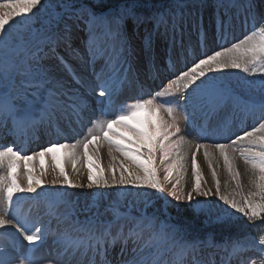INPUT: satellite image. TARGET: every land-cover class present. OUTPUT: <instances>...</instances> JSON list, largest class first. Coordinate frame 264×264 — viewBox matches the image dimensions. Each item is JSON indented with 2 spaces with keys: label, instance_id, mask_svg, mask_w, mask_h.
<instances>
[{
  "label": "snow or ice",
  "instance_id": "obj_1",
  "mask_svg": "<svg viewBox=\"0 0 264 264\" xmlns=\"http://www.w3.org/2000/svg\"><path fill=\"white\" fill-rule=\"evenodd\" d=\"M230 6L236 16L225 21L217 13L203 50L181 45L167 75L148 83L134 67L136 30L144 26L141 52L150 54L161 26L165 34L182 27L179 0L150 15L140 12V0H0V140L11 138L0 143V264H264V228L247 232L238 223L264 225V0ZM241 16L244 31L229 39ZM81 35L82 47L74 46ZM231 72L243 75L234 80ZM141 110L156 122L129 123ZM181 119L196 142L180 135ZM87 124L83 139L70 143L73 125ZM42 130L54 131L56 141L25 154ZM201 150L214 187L201 183ZM189 158L190 188L179 179ZM221 160L230 177L223 185ZM84 188L91 201L81 203L72 190ZM153 196L165 206L186 203L209 222L236 224L238 232L224 245L190 238L166 207L147 210ZM210 248L224 253L219 262Z\"/></svg>",
  "mask_w": 264,
  "mask_h": 264
},
{
  "label": "rangeland",
  "instance_id": "obj_2",
  "mask_svg": "<svg viewBox=\"0 0 264 264\" xmlns=\"http://www.w3.org/2000/svg\"><path fill=\"white\" fill-rule=\"evenodd\" d=\"M210 2H212V1L211 0H206V4L205 5L208 7L209 12L212 13L214 8L210 5ZM193 8L194 7L190 8V9H193ZM210 16H211V20H213V14H211ZM233 35H234V33H233ZM138 60H140V58H138ZM230 75H231V78L235 80L237 76H240V75H243V74L236 73V72H231ZM180 114H182V113H180ZM128 122L136 124L137 126L141 127L138 117H137L136 120H132V121H128ZM116 127H118V126H116ZM180 128H181V133H180L181 136H183L189 142H196L195 132H193L190 129V127L187 125V123L183 124V120L182 119L180 121ZM236 128L237 129L243 128V125L240 124V123H237L236 124ZM121 130H123L124 132H128L126 129L119 128V131H121ZM72 142H75V140L71 141L70 143H72ZM199 142H201V143H209L210 144V143H215V142H225L226 143L227 141L226 140H223V141L204 140V141H199ZM115 154L117 156L120 155L119 153H115ZM101 157H102V163L104 164V166H107V164L109 163V157H108V154H107V148L106 147L101 149ZM197 162H198V164L200 166V170L202 171V175H203V180L201 181V183L203 184L204 181H207L208 186H213L214 187L213 178L211 176V170L208 168V164H207V162L205 161V159L203 157V151L202 150H201L200 153L197 154ZM45 163L46 162L43 159L36 161L37 170H38L40 164H45ZM187 167H188L187 173L185 175L179 177V179H180L182 185H186L188 188H190L192 183H193V180H194V178L192 177V174H191V161H190V158H189V160L187 162ZM238 167H239V170H240V172L242 174V183L247 184V176L244 175L245 169H244V165H243L242 161L238 162ZM68 171H69V175H74L72 173V171H71L70 165L68 166ZM93 171L95 173V169H93ZM217 172H218V178L221 181L222 185L224 184L225 181H230V177L227 174V170L223 167L222 160H221L220 166L217 169ZM160 177H161V179H163V171H162V169L160 171ZM84 182L86 183V178H85ZM72 191L77 195V197L79 198L80 202L83 203L85 200H88L89 202L91 201V196L89 194L92 193V190L84 188V189H74ZM153 197H152V199H153ZM197 199H200V200L203 201L204 198L197 197ZM208 199L211 200V201L217 202L218 205H223V202L222 201H217L215 197H209ZM173 202L176 204L175 201H173ZM185 204L186 203H181L180 207L184 206ZM212 222H215V217H213Z\"/></svg>",
  "mask_w": 264,
  "mask_h": 264
},
{
  "label": "trees",
  "instance_id": "obj_3",
  "mask_svg": "<svg viewBox=\"0 0 264 264\" xmlns=\"http://www.w3.org/2000/svg\"><path fill=\"white\" fill-rule=\"evenodd\" d=\"M112 1L118 2L121 0H102L104 4H109ZM162 1L164 0H155L154 3L157 4L156 7H160V4L162 3ZM172 217L177 220L184 221V222L190 219L192 221H196L197 225L199 224V226L202 228L203 233L201 234L206 235L207 233L211 232L210 234L212 235V237L218 236V238H221V237L228 235L232 238L238 232V228L236 224H230V223H216L213 225L206 224L205 215L202 212H197V211H194L192 208H188L186 204L179 208L176 207L173 211ZM238 223L240 225L247 224L245 221H239ZM200 227H198L197 229H194V231L195 232L199 231ZM247 229L248 228L245 226L244 230L247 231Z\"/></svg>",
  "mask_w": 264,
  "mask_h": 264
}]
</instances>
